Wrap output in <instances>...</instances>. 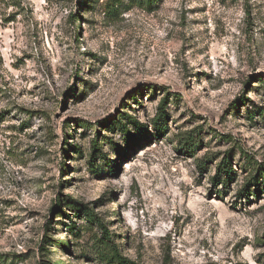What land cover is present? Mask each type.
Instances as JSON below:
<instances>
[{
	"label": "rangeland",
	"instance_id": "rangeland-1",
	"mask_svg": "<svg viewBox=\"0 0 264 264\" xmlns=\"http://www.w3.org/2000/svg\"><path fill=\"white\" fill-rule=\"evenodd\" d=\"M0 264H264V0H0Z\"/></svg>",
	"mask_w": 264,
	"mask_h": 264
},
{
	"label": "trees",
	"instance_id": "trees-1",
	"mask_svg": "<svg viewBox=\"0 0 264 264\" xmlns=\"http://www.w3.org/2000/svg\"><path fill=\"white\" fill-rule=\"evenodd\" d=\"M140 1H142V2H148L149 0H140ZM114 9V8H113ZM168 98L166 97V98H164L163 100H161V102H160V108H159V110H158V114H157V118L158 119H161L162 118V116H163V114H164V107H165V101L167 100ZM156 118V119H157ZM229 170H230V168H228V165H227V163H226V161H225V159H222L219 163H218V165H217V172H216V175H215V177L217 178V177H219V175H221V174H224V175H228L229 174ZM85 216H87V217H92L93 215L92 214H90L89 212H86L85 213ZM109 237V235L107 234V232H106V239ZM115 257L117 258V259H121V256L118 254V253H116L115 252Z\"/></svg>",
	"mask_w": 264,
	"mask_h": 264
}]
</instances>
